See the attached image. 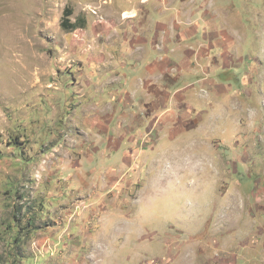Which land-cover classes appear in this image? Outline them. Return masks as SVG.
I'll return each mask as SVG.
<instances>
[{
    "label": "rangeland",
    "instance_id": "obj_1",
    "mask_svg": "<svg viewBox=\"0 0 264 264\" xmlns=\"http://www.w3.org/2000/svg\"><path fill=\"white\" fill-rule=\"evenodd\" d=\"M198 16L231 34V120L184 168L145 174L142 157L119 180L101 169L123 140L109 132L117 46L143 22L171 33ZM213 256L264 261V0H0V264Z\"/></svg>",
    "mask_w": 264,
    "mask_h": 264
},
{
    "label": "crops",
    "instance_id": "obj_2",
    "mask_svg": "<svg viewBox=\"0 0 264 264\" xmlns=\"http://www.w3.org/2000/svg\"><path fill=\"white\" fill-rule=\"evenodd\" d=\"M154 23L166 21L158 18ZM146 25L128 31V38L118 44L123 51L109 77L113 87L110 104L115 107L109 132L123 140L113 156L103 158L101 169L119 180L139 167L142 157H146L145 174L183 167L184 149L193 155L200 145L195 139L215 135L213 126L231 120L225 107L231 89L227 74L232 62L231 34L210 28V21L199 16L178 21L171 33L167 25L156 30ZM125 150L130 163L123 168L118 159ZM192 159L189 166H194ZM210 261L220 264L216 256Z\"/></svg>",
    "mask_w": 264,
    "mask_h": 264
},
{
    "label": "trees",
    "instance_id": "obj_3",
    "mask_svg": "<svg viewBox=\"0 0 264 264\" xmlns=\"http://www.w3.org/2000/svg\"><path fill=\"white\" fill-rule=\"evenodd\" d=\"M70 15H71V11L68 10V9H66L64 11L63 20H62V23H61V27L64 28V29H66V30H69V29L73 30V29L76 28V27H74V25H72L71 23H69L68 17H70Z\"/></svg>",
    "mask_w": 264,
    "mask_h": 264
},
{
    "label": "bare ground",
    "instance_id": "obj_4",
    "mask_svg": "<svg viewBox=\"0 0 264 264\" xmlns=\"http://www.w3.org/2000/svg\"><path fill=\"white\" fill-rule=\"evenodd\" d=\"M126 16V15H125Z\"/></svg>",
    "mask_w": 264,
    "mask_h": 264
}]
</instances>
